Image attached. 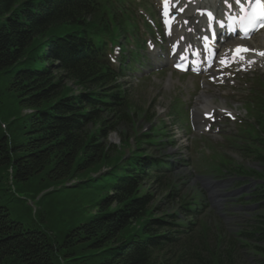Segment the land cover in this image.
<instances>
[{
    "label": "trees",
    "instance_id": "16d2710c",
    "mask_svg": "<svg viewBox=\"0 0 264 264\" xmlns=\"http://www.w3.org/2000/svg\"><path fill=\"white\" fill-rule=\"evenodd\" d=\"M119 18L92 0H0V81L20 113L8 114L5 131L0 128V264H249L220 244L213 250L180 241L186 222L160 206L173 197L178 178L150 177L146 143L131 150L129 101L99 102L109 94L80 46L108 28L106 21L122 27ZM113 131L130 149L124 162L123 150L106 142ZM11 186L21 198H13ZM85 191L89 205L70 213L74 219L61 237L53 222L66 208L64 193L74 199ZM179 197L184 206L186 195ZM27 200L35 202L33 214ZM13 209L30 215L23 220ZM261 218V245L253 248L264 264Z\"/></svg>",
    "mask_w": 264,
    "mask_h": 264
},
{
    "label": "rangeland",
    "instance_id": "374dc122",
    "mask_svg": "<svg viewBox=\"0 0 264 264\" xmlns=\"http://www.w3.org/2000/svg\"><path fill=\"white\" fill-rule=\"evenodd\" d=\"M149 2L153 5V7L155 8L154 2H152L151 0H149ZM164 76L162 75H157L151 78H148L144 81H135V88H133L134 91H136L137 93L134 94L136 95L140 102L139 104H141V106L143 107V109H147V110H152V111H156L157 114L160 115V118L164 119V115L168 112L167 109V105L168 104V100L167 98L169 97V94L167 93L164 84L162 82V80H164ZM2 79V78H1ZM187 80V79H186ZM185 79H182L181 82L182 83H187ZM144 82V83H143ZM4 83L2 81H0V120L2 121L3 119L6 118V116L10 113H13L14 116H18L19 110H18V106L15 100H13V98H11L7 93H5L4 91ZM172 92V90H170ZM165 114H164V112ZM166 122V119H164ZM4 123L8 124L7 121H3ZM168 126V125H167ZM172 133L174 134V140L177 143V147H175L173 149L172 152H177L176 149L179 147L181 148V154H183V145H185L184 140L179 141L180 138H178L175 134V129L172 130ZM115 136V137H114ZM110 140L112 143L114 144H119V139L116 135H111L110 136ZM188 145V144H186ZM76 194L74 193L72 196H75ZM68 192L64 193V196L62 197V200L66 203V208L60 209L58 212L61 213V219H58L56 222L54 221V228H55V232L56 231H62L61 237L63 236V233L66 231V223H68L69 220L74 219V217L71 215L70 213H72V211H79L82 207L89 205L90 201H91V195L85 191V193L80 192L78 196H76V198L71 199L70 197H72ZM97 196H94L93 199H96ZM27 206H29L31 208L32 214L34 213V209L33 207L27 203ZM223 203H221L219 205L220 210L223 208ZM14 207V206H13ZM12 207V208H13ZM65 211V213L63 214V212ZM13 215H17L20 217L21 215V219L23 220H27L29 217V209L28 211L25 210L24 213H20L18 210L13 209ZM75 222H77V219H75ZM64 227V228H63ZM233 227H230V230H232ZM234 229L236 230V228L234 227ZM254 256V255H252ZM250 261H253L252 259H250Z\"/></svg>",
    "mask_w": 264,
    "mask_h": 264
},
{
    "label": "snow or ice",
    "instance_id": "6c2138e0",
    "mask_svg": "<svg viewBox=\"0 0 264 264\" xmlns=\"http://www.w3.org/2000/svg\"><path fill=\"white\" fill-rule=\"evenodd\" d=\"M236 4L241 5V11H244L243 5L241 4V0H236ZM209 17L211 18V13H209ZM248 22L252 25L251 29H245V36L243 38H249V32L255 31L256 26L259 25L260 27H264V2L262 0H255V7L252 8L251 13L245 17ZM223 26V25H221ZM235 55L240 56L243 59L242 53L249 52V51H256L254 49L243 48L241 46H237L235 50H232ZM257 54L264 56V52H257ZM222 63L224 61H221ZM254 61H249L248 63L251 64Z\"/></svg>",
    "mask_w": 264,
    "mask_h": 264
}]
</instances>
